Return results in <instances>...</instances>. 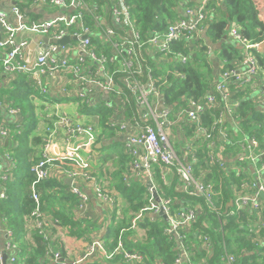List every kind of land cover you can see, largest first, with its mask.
<instances>
[{"label": "built area", "instance_id": "1", "mask_svg": "<svg viewBox=\"0 0 264 264\" xmlns=\"http://www.w3.org/2000/svg\"><path fill=\"white\" fill-rule=\"evenodd\" d=\"M21 1L58 7L61 11L49 20L34 19L19 4H15L11 11L16 20L11 22L10 14L0 10V72L26 76L36 91L32 97L42 127V143L37 161L31 168L35 179L31 185L33 208L28 223L47 245L58 220L50 219L44 210L38 185L50 178L57 161L70 166L65 174L72 180L71 193L84 202L89 201L87 193L79 185V181L83 180L90 184L104 204H113L105 181L96 175L94 168V150L103 132L99 115L76 121L72 114L62 111V102L52 101L50 96L56 80L61 82L60 92L66 97H75L78 106H95L96 102L103 100L107 107L113 109L110 124L126 141V151L132 158V175L139 178L146 175L153 182L154 167L159 165L163 178L168 180L175 173L185 194L204 196L217 211L212 201L216 194L214 186L195 173V164L200 157L194 144L201 140L202 146L210 150V161L233 168L237 176H241L242 183L240 188L237 186L230 214L250 210L256 219L249 223L248 238L257 233L264 236V145L256 134L259 131L264 133V115L261 119L249 120L248 124H253L251 131L240 123L244 119V101H251L264 110V66L254 52L259 51L264 39L251 42L243 35L241 25L232 21L227 36L241 48L240 56L224 58L204 97L183 96L181 103L174 106L167 102L163 84L155 76V71L163 62L168 63L172 59L173 62L188 61L190 55L175 48L185 44L191 48L190 52H194L202 45V36L214 21L213 13L218 11L211 5L222 0H191V4L184 5L181 17L169 22L164 30H154L146 36L142 34L128 0H111L102 4L84 0ZM24 32L38 37L47 36L49 41L45 43L35 38L37 48L32 49L31 39L19 37ZM65 36L77 37V47L70 46L74 39L65 45L57 43ZM95 40L104 48L99 49ZM205 47L210 55L212 49ZM0 110L18 119L23 114L20 107L4 100H0ZM8 135L9 129L0 120V139ZM173 137L180 142L188 140L189 143L177 149L172 143ZM6 158L11 164L0 173L3 182L12 178L11 168L15 166L9 153ZM155 190V185L149 188V205L138 213L136 220L142 218L145 211L158 214L164 209L169 221L170 238H176L178 242L174 264H199L193 259L195 250L197 247L212 246L210 238L206 235L203 244L189 245L190 229L184 226L198 221L201 207L197 203H182L173 212L171 198L159 195V202L154 196ZM6 198V190L0 184V203ZM217 213L220 214V211ZM6 224L7 219L0 212V225L7 226L3 242L0 230V264H5L4 252L8 254L7 264H23L15 232ZM48 247L50 255L53 254ZM120 248L121 239L116 249ZM97 255L112 256L101 237L88 243L83 256L74 262H63L57 252L53 257L54 261L61 260L62 264H78ZM225 255L228 264L235 263L236 257L228 249H225ZM125 256L129 261L141 259L135 252Z\"/></svg>", "mask_w": 264, "mask_h": 264}, {"label": "trees", "instance_id": "2", "mask_svg": "<svg viewBox=\"0 0 264 264\" xmlns=\"http://www.w3.org/2000/svg\"><path fill=\"white\" fill-rule=\"evenodd\" d=\"M84 1L96 4L111 2V0ZM128 1L132 5L133 13L144 36L151 34L154 30H164L169 22L180 17L179 9L182 4L192 3L191 0ZM19 6L25 11V7H29V4L21 2ZM211 6L217 7L218 10L217 13H213L214 21L208 29V35L215 40H223L228 35V26L232 21L241 25L243 35L251 42L256 43L264 39V14H261L256 0H222L221 2L216 1L215 4L212 3ZM89 22L92 26L94 25L90 19ZM94 43L98 44L99 49L104 48L97 40ZM107 49L110 50L108 47ZM175 49L190 55L188 61L186 63L173 62L172 59L171 63L176 64L175 66L171 64L170 71L164 70L162 66L155 71V76L163 84L167 102L174 106L181 103L183 96L188 98L204 97L217 76L218 70L216 63L206 53V47L190 52L189 46L181 44ZM240 49L233 42L226 40L222 44V56L226 58L240 56ZM254 52L264 66V52L257 50ZM165 82L166 84H164ZM119 86L123 87L121 84ZM33 92V88L25 77L12 78L9 86L4 90L6 99L10 100L14 107H20L23 116H21L20 122H13L8 127L12 139L19 144L17 148L11 149L17 164L14 169L16 178L11 180L13 174L7 182H3L0 178V183L4 186L7 194V198L1 202L0 210L8 218L10 228L14 230L15 238L21 244L23 253L20 256L24 264H61L59 260L53 261L46 257L47 245L35 230L34 241L30 243L24 241L27 229L24 226L23 215L29 214L33 208L31 185L35 175L31 171V167L37 161V158L34 157L35 150L29 147L31 133L38 122L30 99ZM84 112L99 115V123L103 128L101 136L109 139H115V136H118L117 129L110 124L113 109L107 107L103 100L96 102L95 106H87ZM263 115L264 110L251 101H244L242 108L244 119L240 123L251 131L253 124H248L249 120L261 119ZM256 134L264 145L263 131L256 132ZM34 140L42 143L41 138H33L32 141L34 142ZM120 144L116 139L112 141V146L116 148ZM194 145L197 147V154L200 157L199 162L195 164V173L204 182L214 186L216 194L212 200L213 207H217L220 214L217 213L218 210L212 208V204L204 196L193 197L190 194H185L175 173L168 183L163 178L161 167L155 165L153 178L159 195L165 199L171 198V211L176 212L182 201L188 205L197 203L201 207L202 212L198 221L189 226L187 243L193 246H196L195 243L203 244L204 236L207 235L212 246L197 247L193 256L194 261L199 264H228L225 255V249H228V252L236 257L234 264H264V244L259 246L257 242L248 238V229L245 226L256 219V215L251 214V211L247 209L241 210L235 215H231L227 211L230 202L235 200L237 186L240 188L241 176H237L233 168L221 165L217 161H210L208 159L210 150L202 146L201 140L196 141ZM119 154L122 160L119 170L114 174L116 178L115 190L118 196L129 202V205L114 211L112 222L108 225L104 236L101 237L107 252L112 256L107 258L97 255L94 261L89 264H174L178 242L176 238L171 239L170 235L165 232L167 221L159 213L154 214L149 211H145L142 218L136 220L138 213L149 205L151 193L147 182L142 179L134 178L131 182H127L129 172L124 175V171L126 167L129 168L128 164H130L129 169L131 170L132 158L127 151L125 153L120 150ZM51 189L54 191L52 192ZM38 190L45 211L52 213L61 225L69 226V232L72 235L77 237L83 236L85 233L88 235L91 221L76 219L73 214L74 207L71 210H67L65 207L68 201L71 202V206L78 203V197L68 190L66 182H58L53 178L46 179L39 183ZM116 204L118 205V203ZM135 220L136 226L133 227ZM139 229L144 231V236L138 237ZM119 239H121L122 248L116 249ZM54 247L65 256L59 241L54 242ZM134 252L138 253L141 259L129 261L125 254Z\"/></svg>", "mask_w": 264, "mask_h": 264}, {"label": "crops", "instance_id": "3", "mask_svg": "<svg viewBox=\"0 0 264 264\" xmlns=\"http://www.w3.org/2000/svg\"><path fill=\"white\" fill-rule=\"evenodd\" d=\"M194 2H196V0H193ZM22 2L21 0H0V10L5 11L7 13L10 14V21L11 22H15L16 18L14 16V14L12 13V7L15 4H19L21 5ZM24 3H28L29 7H25V12L29 14V16L31 18L34 19H52L56 16H58L61 11L58 10L56 11L54 8L59 9L58 7H54L53 6H39L36 4H32L30 2H24ZM184 8L185 6L182 4V6L179 9L180 12V17L183 15L184 12ZM0 33H1V26H0ZM227 36V35H226ZM20 39H31L32 43L30 44V48L32 49H36L37 46L34 42L35 38H39L38 36H35L29 32H24L22 34H19ZM34 39V40H33ZM95 39H97V37H95ZM229 40L232 41L230 37H227L226 39L224 38L223 40L217 41L215 40L212 36L208 35V31H206L203 36H202V45L204 46H200L201 47H205L207 46L208 48L212 49V53L210 54V58L211 60L216 63V68L218 69L219 65L221 64V62L224 60L225 57L222 56V44L224 41ZM75 41V40H73ZM197 48V49H199ZM195 52V51H194ZM1 50H0V55H1ZM19 77H25L26 76H11L10 74L6 73V72H0V100L1 101H5V102H9L11 105L13 104L10 100H7L6 97L4 96V90L7 89V87L9 86V83L11 81V79H17ZM28 81V79H27ZM29 83V81H28ZM50 83V82H49ZM30 84V83H29ZM54 86H52L53 89V93L52 95H55L57 97L60 96L59 92H60V85L61 82L59 80H56V82H54L53 84ZM30 86L32 87V85L30 84ZM34 92L30 95V99H31V103L34 106V110L36 107L35 101L33 100L32 95L36 93L34 87H32ZM52 101H57V102H62V106L60 107V109L68 114H72V116H74V119L76 121H85L88 118H91V116L93 114H89V113H85L84 110L86 107H82V106H78L76 104V98L71 96V97H66V95L59 97V98H52ZM23 112V111H22ZM35 114H36V118L38 116L37 110H35ZM95 114V113H94ZM23 116V114H22ZM39 117V116H38ZM21 118H17L16 116L8 113V112H4L3 110H0V120L1 123L3 125H5L7 128L9 127L10 124H12L13 122H20ZM38 120V118H37ZM9 129V128H8ZM42 131V127H41V123L38 122L35 125V129L33 130V132L31 133V141H30V148H33L35 150V154L34 157H37V153L39 152V146L41 143L36 142L34 140V142L32 141L33 138H41L42 137L40 135V132ZM118 138V139H117ZM120 142V146L118 148L112 146V141L115 140ZM115 139H109L107 137H103L100 136L99 140H98V144L101 142L102 143V148H98V144L96 145L95 148V155H96V160L94 162V168H95V172L96 175H98V177L102 180L105 181V188L107 189V191L109 192V194L113 197V204L109 203V204H104L97 196V194L90 188V184L84 182L83 180L79 181V185L82 186V188L84 189V191L87 193L88 197H89V201L84 202L83 200H81V198L79 196L78 197V203L73 206H71V202H67L65 204V207L67 210H71L72 207H74V215L76 219H87L91 221V225H89V232L88 235L85 233L83 236L77 237L75 235H72L69 230L70 227L69 226H64L61 225L60 221L58 220V224L56 225V227L52 228V238L50 240V243L47 245V243H44L47 245V252H46V257L51 258V260L54 261V253L57 252L61 255L62 261H67V262H74L75 260L80 259L85 251V248L87 246L88 243H90L91 241L96 240L99 237H103L104 234L107 231V227L109 224H111L112 222V214H114V211L118 208L121 209L124 206L129 205V202L127 200H125L124 198H122L121 196H118L116 194V190H115V183H116V178L114 176L115 172H117L119 170L120 167V163H121V155L120 150L125 151L126 153V141L122 138V136L120 134H118V136H115ZM103 142H102V141ZM19 146L18 142L14 141L11 137L10 131H9V135L4 138V139H0V173L3 171V169H5L6 167H8V165H10V161L6 158L7 153L10 154V156L13 158L12 153H11V149H15ZM14 161V158H13ZM15 162V161H14ZM34 164V163H33ZM233 166L235 165L233 162L231 163ZM33 166V165H32ZM17 167V164L15 162V166H12L11 168V175L13 174V178L11 180H14V178H16V175L14 176V169ZM128 167L130 168V164H128ZM32 168V167H31ZM70 168V166L65 165L60 163L59 161L56 162V166L53 168L52 172H51V176L50 178L56 179L61 182H66L68 185V190H70L71 188V184L72 181L71 178H69L66 174L65 171L68 170ZM126 167V170L124 171V175L126 173L129 172V174L127 175V182H131L132 179L134 178H139L136 177L135 175H132L131 170ZM253 172V171H252ZM173 177V175L171 174L170 178L167 180V182H170V179ZM49 178V179H50ZM139 179H142L143 181L147 182V186L148 188H150L151 186L148 185V182L150 181L147 176H142ZM154 185L156 184L153 180ZM1 184V183H0ZM156 186V185H155ZM51 191L53 192L54 190L51 189ZM71 192V190H70ZM118 193V192H117ZM118 203V205L116 204ZM185 203L184 201L181 202ZM231 203V202H230ZM82 204V205H81ZM186 204V203H185ZM1 205V203H0ZM188 205V204H186ZM56 208V206H53ZM231 209L233 208V205L231 206ZM58 209V208H56ZM228 211V209H227ZM1 214L3 215V217H5L7 219V224L9 227V220L8 218L4 215V213L0 210ZM46 213L48 214V216L50 217V219L55 220L56 218L53 217V214L50 213L49 211H46ZM160 214V213H159ZM160 216H162L165 221H167L166 223L169 224V221L167 220V218L165 216H163L162 214H160ZM28 217L29 214H25L23 215V221H24V226L27 229V233L26 236L24 238V241L26 243H30L34 241L33 238V234H34V230L33 228L29 225L28 223ZM246 229L249 226V223H247L246 225ZM188 230H189V226L188 224H185V226ZM7 229V226H1L0 225V230H1V238H2V242L6 240L5 237V231ZM138 237H142L144 236V231L143 230H138ZM195 235V234H193ZM250 239L253 242H257V245L259 246H263L264 244V236L262 233H257V235H251ZM17 240V239H16ZM59 241L64 252H65V256L62 255L61 251L56 249L54 247V242L55 241ZM135 241H137L135 239ZM18 242V240H17ZM19 246H20V250L21 252H19V258L21 260V262L24 264V262L22 261V258L20 256V254H22V249H21V244L20 242ZM32 245H35L34 243H31ZM53 250V254L49 252V247ZM31 250V249H30ZM95 257H90L86 260H84L81 263L78 264H89L91 261H94ZM61 262V260L59 261ZM62 264V263H61Z\"/></svg>", "mask_w": 264, "mask_h": 264}, {"label": "rangeland", "instance_id": "4", "mask_svg": "<svg viewBox=\"0 0 264 264\" xmlns=\"http://www.w3.org/2000/svg\"><path fill=\"white\" fill-rule=\"evenodd\" d=\"M256 2H257V4H258V6H259V9H260V11H261V14H264V0H256ZM54 8V7H53ZM56 11H58L59 9H56V8H54ZM77 41L75 40V41H72L71 42V44H70V46L71 47H77ZM171 64L172 65H174L175 66V64L176 63H171V62H168V63H164V64H162V67H163V69L165 70V69H170V67H171ZM52 86H54V85H52ZM59 94H60V96L59 97H62L63 96V92H59ZM52 98H59V97H57V96H55V95H50ZM256 113V112H255ZM128 114H129V112H128ZM172 143H173V145L177 148V149H179L181 146H187L188 145V143H189V141L188 140H184V141H178V139L176 138V137H173L172 138ZM102 180V179H101ZM102 181H104V180H102ZM107 190V189H106ZM231 210V207H230V205L228 206V211H230ZM168 229H169V224L167 225V227L165 228V232L169 235L170 233H168Z\"/></svg>", "mask_w": 264, "mask_h": 264}, {"label": "water", "instance_id": "5", "mask_svg": "<svg viewBox=\"0 0 264 264\" xmlns=\"http://www.w3.org/2000/svg\"><path fill=\"white\" fill-rule=\"evenodd\" d=\"M227 37H228V36H225V39H226ZM76 38H77V37H75V36H74V38H71L70 36H65L64 38L58 40L57 43L60 44V45H65V44L69 43L72 39L76 40ZM39 39L44 40L45 43H47V42L49 41V39H48L47 36H39ZM259 51H260V52H264V41L259 45ZM102 146H103V145H102V143L100 142V143L98 144V148H102ZM70 181H72V180H69V183H70ZM148 185H149V186H154V183H153L152 181H149V182H148ZM154 196L156 197L157 201H159V202L161 201V198H160V196H159L157 190H155V192H154ZM263 197H264V194H263ZM230 205L232 206V205H233V202H231ZM160 214H162L163 216H165V217L167 218V220H168V217H167V215L165 214L164 209L161 210ZM3 258H4V263L7 264V259H8V254H7V252H4V254H3Z\"/></svg>", "mask_w": 264, "mask_h": 264}]
</instances>
